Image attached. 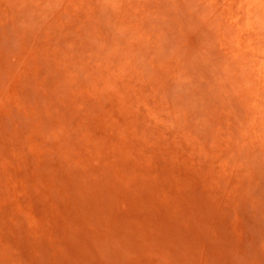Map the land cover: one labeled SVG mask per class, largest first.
Wrapping results in <instances>:
<instances>
[{"label": "rangeland", "instance_id": "374dc122", "mask_svg": "<svg viewBox=\"0 0 264 264\" xmlns=\"http://www.w3.org/2000/svg\"><path fill=\"white\" fill-rule=\"evenodd\" d=\"M0 264H264V0H0Z\"/></svg>", "mask_w": 264, "mask_h": 264}]
</instances>
